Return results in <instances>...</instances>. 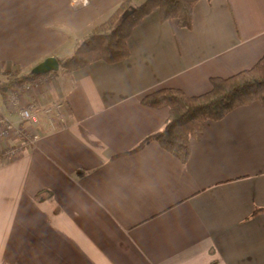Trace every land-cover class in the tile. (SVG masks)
<instances>
[{"label":"crops","instance_id":"0c3cea01","mask_svg":"<svg viewBox=\"0 0 264 264\" xmlns=\"http://www.w3.org/2000/svg\"><path fill=\"white\" fill-rule=\"evenodd\" d=\"M120 0H0V78L71 56ZM130 56L59 67L36 88L68 104L66 127L16 157L0 145V264H264V107L207 123L183 163L159 142L167 107L142 103L159 87L189 95L264 55V0H199L193 27L135 26ZM0 111L17 120L6 106Z\"/></svg>","mask_w":264,"mask_h":264},{"label":"trees","instance_id":"16d2710c","mask_svg":"<svg viewBox=\"0 0 264 264\" xmlns=\"http://www.w3.org/2000/svg\"><path fill=\"white\" fill-rule=\"evenodd\" d=\"M199 0H120L119 6L77 46L74 53L60 58V66L73 72L94 61L116 63L130 56L128 40L136 25L158 9L162 22L176 19L182 27H193L194 7ZM129 15L125 17L126 13ZM59 70L49 72L53 75ZM21 69L8 72L0 85L5 95L16 82L35 77ZM261 102L264 107V55L251 67L228 77H212L211 88L189 95L176 87H159L142 97L144 105L167 107L169 116L162 130L149 135L135 149L155 140L183 163L191 155L192 141L204 135L207 123L220 120L236 107ZM264 212L258 208L255 213Z\"/></svg>","mask_w":264,"mask_h":264},{"label":"built area","instance_id":"2783aa9c","mask_svg":"<svg viewBox=\"0 0 264 264\" xmlns=\"http://www.w3.org/2000/svg\"><path fill=\"white\" fill-rule=\"evenodd\" d=\"M53 79V74H37L35 77L20 80L13 84L3 95L0 91V106H6L10 114L15 113L17 120L0 111V145L12 137L19 143H6L1 147L3 155L13 158L26 147L35 146L42 135L41 125L47 131H56L68 124V104L63 99L43 104L36 88ZM2 79L0 78V85Z\"/></svg>","mask_w":264,"mask_h":264},{"label":"water","instance_id":"95a60500","mask_svg":"<svg viewBox=\"0 0 264 264\" xmlns=\"http://www.w3.org/2000/svg\"><path fill=\"white\" fill-rule=\"evenodd\" d=\"M129 15V12L126 13L125 17ZM60 67V61L56 57H48L37 66L34 67L32 72L34 74H43L53 71H57Z\"/></svg>","mask_w":264,"mask_h":264}]
</instances>
